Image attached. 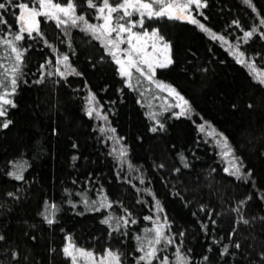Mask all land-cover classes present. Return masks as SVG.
<instances>
[{"label":"trees","instance_id":"16d2710c","mask_svg":"<svg viewBox=\"0 0 264 264\" xmlns=\"http://www.w3.org/2000/svg\"><path fill=\"white\" fill-rule=\"evenodd\" d=\"M253 2L264 16V0ZM208 5L203 9L208 19L199 16L201 22L218 34L226 35L230 42L242 36L238 28L231 26L232 20L238 18L245 29L254 22L255 14L241 0H208ZM12 11L4 12V16L15 29ZM150 24L159 26L171 41L176 61L168 69H158L157 78L176 86L194 109L191 119H177L172 112H164L158 117L164 129L155 133L150 131L154 121L147 113L161 109H149L146 105L149 102L159 105L160 101L152 100L147 93L142 98L138 91L128 88L117 65L97 41L73 29L70 37L73 49L69 50L64 42L68 37L53 22L45 24L42 19L41 27L49 42L60 52H68L73 67L82 75L69 76L67 80L45 77L41 84L33 83L39 78L37 67L47 57H52L55 63V54L42 42L28 41L32 48L27 53V83H22L17 91V107L9 111L8 118L13 124L9 129L0 130V197L12 209L10 212L0 210V232L6 235L8 248L28 257L27 264H68L60 253L67 234L85 247H95L99 253L105 247H112L131 254L133 233L151 226L142 218L150 214L152 204L151 197L138 194L133 184L154 190L172 221V231H184V249H191L194 260L209 255L210 264H226L227 258L221 259L218 255L219 248L229 243L228 233L237 218L231 209L241 199L253 196L244 208L246 217L264 215V204L257 194L264 193V86L254 82L248 68L238 64L224 46L196 25L168 20ZM245 49L256 66L264 68V39L256 36L249 44L241 45V50ZM57 80L59 83L55 82ZM89 90L104 105L116 134L124 138L128 160L144 174V185L134 179L140 173L128 176L127 167L117 176V162L109 154L112 142H105L97 131L102 122L90 119L84 111V97ZM160 95L166 96L165 93ZM249 103L252 108L247 106ZM203 121L210 122L228 137L237 155L243 158L245 171L252 172L255 188L251 181H238L224 173L219 149L211 138L198 131L197 125ZM180 153L189 161V168L179 163ZM21 159L29 165L25 182L14 181L7 175L11 170L9 162ZM161 163L165 165L162 169L157 167ZM175 167H180L181 171L174 173ZM126 176L131 183L125 182ZM73 180L77 183L73 184ZM101 185L110 198L120 200L140 220L126 238L115 234L108 238L107 226L100 223L106 212L85 211L79 202L81 197L76 195L70 197L77 204L73 208L64 194L65 188L73 192L88 191L94 199V189ZM9 191H16L21 199L8 198L5 194ZM177 191L180 196L174 194ZM138 197L147 200V205L137 203ZM44 200L55 201L62 208L57 216L59 222L51 227L37 215ZM202 204L207 205L204 212L199 210ZM114 210L122 213L119 206H114ZM209 211L216 220L214 229L207 221ZM81 212L84 215L78 214ZM202 222L209 224L207 235L201 229ZM250 231L247 226L238 228L234 239L242 243V248L250 242L244 240ZM220 237H223L220 245L212 244V239ZM210 244L213 250L208 253ZM51 248L56 252L50 253ZM172 251L170 248L169 254ZM20 264H25L23 259ZM128 264H134L131 255Z\"/></svg>","mask_w":264,"mask_h":264},{"label":"snow or ice","instance_id":"6c2138e0","mask_svg":"<svg viewBox=\"0 0 264 264\" xmlns=\"http://www.w3.org/2000/svg\"><path fill=\"white\" fill-rule=\"evenodd\" d=\"M241 2L255 14L254 22L245 29L238 18L232 20L231 26H235L242 32V36L237 37L233 43L226 35L218 34L197 19V16H202L204 20L208 19L203 12V9L209 6L208 0H0V130L9 129L13 124V121L8 118L9 111L17 107L15 96L19 87L22 83H27L25 80V68L29 62L27 53L32 48V44H28V41L42 42L55 54V63L52 57H47L38 65L39 78L33 83H44L45 77L57 76L67 80L69 76L82 75L73 67L69 53L60 52L59 48L49 42L42 30L41 18L45 24L53 22L55 27L68 37L64 42L69 50L73 49L70 39L73 29L97 41L105 54L118 66L117 71L128 88L138 91L142 98H145L147 93L152 100L160 101L159 105H153L151 102L146 105L149 109L155 107L161 109L159 112L150 110L147 113L148 117L154 121V126L150 128L153 133L164 129V123L158 118L164 112H172L177 119L180 117L191 119L194 109L190 100L176 86L157 78L158 69H168L176 61L173 59L171 41L166 38L159 26H153L149 22L168 20L196 25L213 41H218L224 46L238 64L248 68L254 82L264 86V72L257 71L256 61L246 54L247 49L241 50V45L249 44L256 36L264 39V16H261L253 0H241ZM10 9L13 10L10 14L14 16L15 29L4 16V12ZM72 54H75L74 51ZM103 59L101 57V60ZM55 82L59 83L58 80ZM160 93L167 95L163 96ZM84 100L85 114L90 119L102 122L97 131L105 138V142H112L109 154L117 162V176L119 177L120 172L127 167L128 176H131L133 172L140 173L134 179L144 185L145 176L140 172L139 167L128 160V149L123 143L124 138L118 136L116 128L111 126L108 113L104 112V105L100 104L96 94L91 90ZM247 106L253 107L251 103ZM173 109L178 111H172ZM197 128L200 133L211 138L214 146L219 149L220 161L225 165L224 173L235 177L238 181L245 183L251 181L255 188L252 172L245 171L243 158L237 155L236 148L230 143L228 137L215 129L208 121H203L197 125ZM73 159L75 160L76 157ZM178 160L183 168L190 167L183 153L178 155ZM9 163L11 170L7 175L14 181L25 182V172L29 167L27 161L21 159ZM157 167L162 169L165 165L161 163ZM180 171V167L173 169L174 173ZM212 171L214 172L215 169ZM128 176L125 177V182L131 183ZM72 183L76 184L77 181L73 180ZM132 186L141 196L146 195L152 199L150 214L142 218L151 226H145L139 233H133V252L126 254L120 249L105 247L103 252L99 253L95 247H85L82 242L78 243L73 235L67 234L60 253L68 264H128L129 255L132 256L134 264H210L209 255L205 254L194 260L191 249H184V231H172V221L154 190L151 187L138 188L134 184ZM94 191L96 193L94 199L89 196L88 191L73 192L65 188L64 194L69 198L67 202L73 208H76L77 204L70 197L76 195L81 197L79 202L83 204L85 211L106 212L100 223L107 226L108 238H113L114 234L128 237L129 230L139 224V218L124 207L120 200L110 198L102 185ZM174 194L180 196L179 191ZM257 194L259 201L264 204V193ZM5 195L12 200L21 199L16 191H9ZM252 199L253 196L250 194L231 209L237 214V218L233 221V226L228 233L229 243L223 244L218 253L221 259L227 258L226 264H232L233 261L234 264H264V215H253L248 218L244 214V208ZM137 203L147 205L148 201L138 197ZM114 206L122 208V213L117 214ZM206 207L207 205L202 204L199 210L204 212ZM0 210L12 211L6 206L2 197H0ZM61 211L60 204L44 200L37 215L51 227L59 222L57 216ZM78 214L82 216L84 212ZM193 215L195 216V213ZM207 221L211 222L214 229L216 220L213 219L211 211L207 213ZM241 225L251 230L249 236L244 237L245 241L250 242L243 248L242 243L234 239ZM200 226L207 235L209 224L202 222ZM32 239L35 240V237L33 236ZM222 240L223 237L214 238L212 244L220 245ZM0 245H4L0 247V264H20L21 259L27 264V256L22 257L19 251L6 246L7 238L2 232H0ZM170 248L173 251L169 254ZM212 250L210 244L207 252L211 253ZM54 252L56 249L51 248L50 253Z\"/></svg>","mask_w":264,"mask_h":264},{"label":"rangeland","instance_id":"374dc122","mask_svg":"<svg viewBox=\"0 0 264 264\" xmlns=\"http://www.w3.org/2000/svg\"><path fill=\"white\" fill-rule=\"evenodd\" d=\"M42 19H43V18H41V21H42ZM197 19L200 20L199 16H197ZM200 21H201V20H200ZM149 23H150V22H149ZM146 26H147V25H146ZM149 30H151V29H149ZM122 47H124V46H122ZM149 51H151L150 48H149ZM117 67H118V66H117ZM256 69H257V71L264 72V68H261V67L256 66ZM165 95H167V94L165 93ZM177 111H178V109H177Z\"/></svg>","mask_w":264,"mask_h":264}]
</instances>
